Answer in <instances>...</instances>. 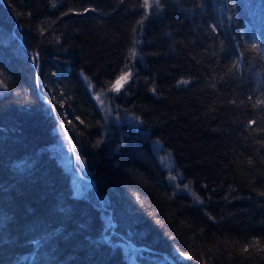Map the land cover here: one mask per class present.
Returning <instances> with one entry per match:
<instances>
[{
	"label": "trees",
	"instance_id": "1",
	"mask_svg": "<svg viewBox=\"0 0 264 264\" xmlns=\"http://www.w3.org/2000/svg\"><path fill=\"white\" fill-rule=\"evenodd\" d=\"M155 3L0 0V264L126 263L63 128L149 254L264 264V0Z\"/></svg>",
	"mask_w": 264,
	"mask_h": 264
},
{
	"label": "bare ground",
	"instance_id": "2",
	"mask_svg": "<svg viewBox=\"0 0 264 264\" xmlns=\"http://www.w3.org/2000/svg\"><path fill=\"white\" fill-rule=\"evenodd\" d=\"M1 2H3V1H1ZM72 12L74 15L77 14V12H78L77 8L73 7ZM17 22L18 21L16 20V23ZM55 57H57V56H55ZM6 72L7 71L4 70V72L2 73V77H3L2 83L3 84L5 82V79L8 81L10 80V78L6 76V74H7ZM51 73H52V75L54 74L55 77H59L58 75L60 74V68L53 66ZM39 74H40V65L38 64L36 67L37 78L39 77ZM124 74H127V72L123 73V75ZM125 78H126V80H125L124 85H126L130 81L131 76L126 75ZM11 82L14 83L13 81H11ZM37 84H38L37 88H38V94H39L40 99L43 100L47 105L53 107L51 102H49L48 100L45 99V96L42 93V90L39 88V80H37ZM116 84H117V80H116L114 85H116ZM124 85H123V87H124ZM122 88H120L119 90H121ZM7 97L8 96H1L0 95V100H4ZM104 109L107 110L108 106L105 107ZM63 129H64L63 134H65L66 138L68 139V142L71 145L73 162L75 163V161L77 159V151H76L75 144L73 143V140H72L70 134L68 133L67 129L66 128H63ZM164 161H165V159L161 158V162H163L161 164L166 166L167 164H166V162L164 163ZM74 166H76L77 169H79L76 163L74 164ZM85 166H86V163H85ZM86 170H87V167H86ZM80 176L83 177L84 179H86L88 181L87 183L89 184L88 195L87 196H80V197H84V198H88V199L93 200V201L94 200L97 201L95 208L102 215V218L105 219V220H103L101 218L102 223L106 222V225L110 224L113 226L112 230L109 233L113 237L112 238L113 241H115L114 237H116L118 239V240H116V244H118L120 246V250L122 252V253L120 252V260L121 261H125L126 262L125 264H133V261L131 260L130 254L126 248V246H127L131 249V251L133 253L134 252L136 253V255L134 256V259L139 261L141 264H184L185 263V260L183 261V259H184L183 257L178 256L176 258L174 256V253H172V254L161 253V252L160 253H155V252L152 253V250H151L150 253H152V254H149V252H147V251H150L148 248L143 247L141 245H137L136 243H134L133 239H135V237L129 236L128 230L124 228V227H127V224L130 226L131 221L128 219V216L127 217L126 216L125 217H118L117 216L116 210H117V208H119V206L116 204L113 205V204L108 203L103 192L99 191V186H98L96 180L94 179V177H90L89 175H88L89 177L88 176L85 177L82 174H80ZM70 177L72 179L71 174H70ZM191 193H193V192H191ZM75 196H77V195H75ZM191 196H192V194H191ZM193 196H194V194H193ZM115 207H117V208H115ZM104 233H105V237H107L106 229L104 230ZM28 254H29L28 257H31L32 259L36 258L35 249L32 252H29ZM116 255H113V259H116V257H117V262H120L118 259V255L117 256Z\"/></svg>",
	"mask_w": 264,
	"mask_h": 264
},
{
	"label": "rangeland",
	"instance_id": "3",
	"mask_svg": "<svg viewBox=\"0 0 264 264\" xmlns=\"http://www.w3.org/2000/svg\"><path fill=\"white\" fill-rule=\"evenodd\" d=\"M125 80H121L119 83L114 85L113 90L116 91L117 88H122L123 85L125 84ZM97 100L98 103L101 106H105V101H104V95L102 94H97ZM56 151L59 155V161L60 163L68 170V172L71 174L72 179H71V184L72 188L74 191V194L77 196H87L89 192V184L87 183L88 181L84 179L83 177L80 176L82 174L83 176L87 177V170L85 166V161L81 158V156L77 153V159L75 163L77 164L78 168L74 166L73 162V156L71 152V145L68 142V139L66 138L65 134H63V130L60 131L59 133V139L56 143ZM89 177V176H88ZM113 226L112 225H107L106 232H107V238L112 239L113 237L110 235V231L112 230ZM115 241L118 240L116 237H114ZM126 246V245H125ZM127 250L130 254L131 260L133 261V264H141L139 261L134 259V256L136 253L132 252L129 247H127Z\"/></svg>",
	"mask_w": 264,
	"mask_h": 264
},
{
	"label": "snow or ice",
	"instance_id": "4",
	"mask_svg": "<svg viewBox=\"0 0 264 264\" xmlns=\"http://www.w3.org/2000/svg\"><path fill=\"white\" fill-rule=\"evenodd\" d=\"M55 6H56L55 3H53V7H55ZM144 6L145 7H151V5L148 4V0H144ZM155 7L156 8L161 7V0H156ZM126 75H131V72L129 71L127 74H124V75H121L120 77H118L117 83H119L121 80H124ZM181 83L186 84V83H188V81H182ZM116 91H119V88H117ZM258 103H264V101H258ZM252 123H254V121ZM178 255H179V257H183L184 253H179Z\"/></svg>",
	"mask_w": 264,
	"mask_h": 264
}]
</instances>
